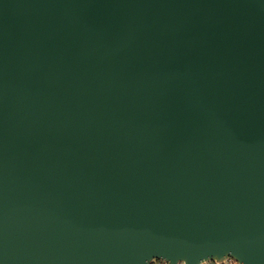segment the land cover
<instances>
[{
	"label": "water",
	"instance_id": "obj_1",
	"mask_svg": "<svg viewBox=\"0 0 264 264\" xmlns=\"http://www.w3.org/2000/svg\"><path fill=\"white\" fill-rule=\"evenodd\" d=\"M264 264V0H0V264Z\"/></svg>",
	"mask_w": 264,
	"mask_h": 264
},
{
	"label": "built area",
	"instance_id": "obj_2",
	"mask_svg": "<svg viewBox=\"0 0 264 264\" xmlns=\"http://www.w3.org/2000/svg\"><path fill=\"white\" fill-rule=\"evenodd\" d=\"M149 264H168L167 262L163 260H152ZM177 264H183L182 262H178ZM203 264H217L212 261L205 262ZM220 264H238L234 259L232 258H226L222 263Z\"/></svg>",
	"mask_w": 264,
	"mask_h": 264
}]
</instances>
